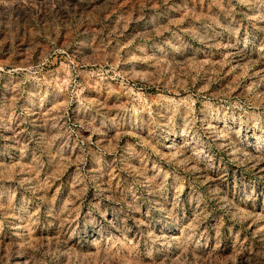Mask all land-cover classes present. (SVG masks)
I'll use <instances>...</instances> for the list:
<instances>
[{
    "label": "rangeland",
    "instance_id": "rangeland-1",
    "mask_svg": "<svg viewBox=\"0 0 264 264\" xmlns=\"http://www.w3.org/2000/svg\"><path fill=\"white\" fill-rule=\"evenodd\" d=\"M0 264H264V0H0Z\"/></svg>",
    "mask_w": 264,
    "mask_h": 264
}]
</instances>
